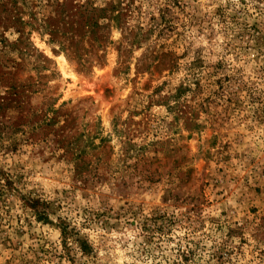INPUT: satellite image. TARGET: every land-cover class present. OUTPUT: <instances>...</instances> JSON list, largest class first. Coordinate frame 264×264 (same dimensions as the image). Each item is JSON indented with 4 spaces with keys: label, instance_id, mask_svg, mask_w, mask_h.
Returning <instances> with one entry per match:
<instances>
[{
    "label": "rangeland",
    "instance_id": "obj_1",
    "mask_svg": "<svg viewBox=\"0 0 264 264\" xmlns=\"http://www.w3.org/2000/svg\"><path fill=\"white\" fill-rule=\"evenodd\" d=\"M0 264H264V0H0Z\"/></svg>",
    "mask_w": 264,
    "mask_h": 264
},
{
    "label": "trees",
    "instance_id": "obj_2",
    "mask_svg": "<svg viewBox=\"0 0 264 264\" xmlns=\"http://www.w3.org/2000/svg\"><path fill=\"white\" fill-rule=\"evenodd\" d=\"M68 4L69 3H65L62 5V7H64L65 10L63 9L61 12L63 13L64 18L67 20V23H71V21H73V23H78L82 28L83 26H86L87 31L82 37V39H84L86 36H89L92 39L91 41L99 43V41L101 40V37H99V30H102L104 27V26H101L98 20L96 19V15L99 9L95 5L88 3L86 5H82L78 7V10L76 11V13H74L72 9H74L75 6L74 8H72L71 6L69 8ZM71 17L73 18V20H70ZM76 18H77V21H75ZM107 18H109L110 21H118L119 16H115L113 13H110L108 17H104V19H107ZM52 33L53 31H51V34ZM73 38L74 36L68 37V39H71V40ZM51 42L55 43V37L52 38ZM72 44L74 45V43ZM74 53L76 55V58L80 61L82 57L78 56L76 52Z\"/></svg>",
    "mask_w": 264,
    "mask_h": 264
}]
</instances>
